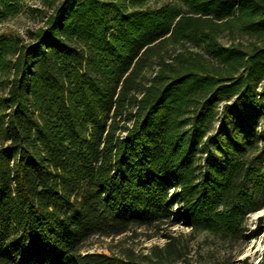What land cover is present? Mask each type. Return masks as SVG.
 Instances as JSON below:
<instances>
[{
	"label": "trees",
	"instance_id": "1",
	"mask_svg": "<svg viewBox=\"0 0 264 264\" xmlns=\"http://www.w3.org/2000/svg\"><path fill=\"white\" fill-rule=\"evenodd\" d=\"M39 1L28 40L0 33V264H173L81 253L166 220L244 238L264 206V0Z\"/></svg>",
	"mask_w": 264,
	"mask_h": 264
},
{
	"label": "rangeland",
	"instance_id": "2",
	"mask_svg": "<svg viewBox=\"0 0 264 264\" xmlns=\"http://www.w3.org/2000/svg\"><path fill=\"white\" fill-rule=\"evenodd\" d=\"M166 0H161L160 3ZM32 10H38L36 13ZM51 6L39 0H26L22 10L15 16L0 22V33H14L28 40L29 32L43 25L45 16ZM244 48H250L255 38L243 36L235 40ZM260 44V42H259ZM163 59L171 61L179 52H194L188 45H171L164 43L159 46ZM158 57H153V63L145 70L150 76L157 68ZM3 75L0 74V80ZM3 90L0 85V94ZM234 101L226 104L230 105ZM240 113L251 115V110ZM245 111V112H244ZM244 112V113H243ZM262 120L258 121L259 127ZM258 127V128H259ZM246 236L237 241H224L208 231L193 230L190 227L172 223L170 220L159 221L145 225H131L125 230L112 235H94L90 237L81 249L84 252H101L107 255L147 256L155 258L157 254L169 259L173 264H264V206L246 216ZM257 229L262 232L255 235Z\"/></svg>",
	"mask_w": 264,
	"mask_h": 264
}]
</instances>
